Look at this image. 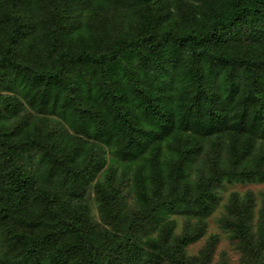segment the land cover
I'll return each mask as SVG.
<instances>
[{"label": "trees", "instance_id": "trees-1", "mask_svg": "<svg viewBox=\"0 0 264 264\" xmlns=\"http://www.w3.org/2000/svg\"><path fill=\"white\" fill-rule=\"evenodd\" d=\"M225 182L264 183V0H0V264H216ZM257 206L220 218L242 264Z\"/></svg>", "mask_w": 264, "mask_h": 264}, {"label": "rangeland", "instance_id": "rangeland-1", "mask_svg": "<svg viewBox=\"0 0 264 264\" xmlns=\"http://www.w3.org/2000/svg\"><path fill=\"white\" fill-rule=\"evenodd\" d=\"M251 191L256 194L257 207L259 208L262 204L263 194H264V183H228L225 182L223 186L220 187V199L217 208L211 213V215L206 219L207 227L204 234L201 236L197 242L191 244L188 247V253L190 255H198L201 251L205 249L208 243H213V263L221 264H242V254L239 251V246L235 241H233L229 234L226 233L220 224V218L225 210V205L229 202V198L232 193L238 192L241 195ZM87 198L91 203L93 202L94 194L89 192ZM131 200V196L129 197ZM94 216L97 217V209L94 207ZM171 221H176V232L181 234L186 227L187 216L183 214H172L170 216ZM195 223V220L193 221Z\"/></svg>", "mask_w": 264, "mask_h": 264}]
</instances>
